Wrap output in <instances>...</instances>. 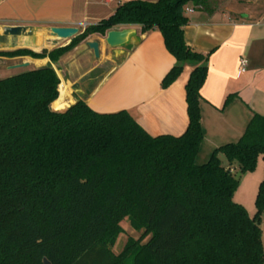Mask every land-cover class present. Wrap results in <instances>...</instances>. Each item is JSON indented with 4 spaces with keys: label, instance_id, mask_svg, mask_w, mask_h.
<instances>
[{
    "label": "trees",
    "instance_id": "16d2710c",
    "mask_svg": "<svg viewBox=\"0 0 264 264\" xmlns=\"http://www.w3.org/2000/svg\"><path fill=\"white\" fill-rule=\"evenodd\" d=\"M215 1L128 0L66 45L0 50L56 63L92 35L137 25L161 31L175 57L163 88L193 67L181 135H151L130 111L99 112L80 98L54 109L61 81L51 64L0 78V264H264V114L253 112L238 141L196 162L208 57L187 44L184 29L190 5L213 11ZM260 156L251 215L234 198L240 179L230 168L251 172ZM126 219L143 234L116 253Z\"/></svg>",
    "mask_w": 264,
    "mask_h": 264
},
{
    "label": "crops",
    "instance_id": "0c3cea01",
    "mask_svg": "<svg viewBox=\"0 0 264 264\" xmlns=\"http://www.w3.org/2000/svg\"><path fill=\"white\" fill-rule=\"evenodd\" d=\"M125 1L0 0V33L6 25L35 26L42 35L53 26H74L81 32L84 23L96 24ZM213 6V11L195 9L188 13L189 23L184 29L187 44L208 57L200 99L203 140L196 156L199 164L206 162L218 146L238 141L253 112L264 114V0H216ZM128 27L136 29V34L121 52H115L105 36L95 34L89 39L100 41V57L84 41L56 63L49 57L0 55V65L11 69L22 63H28V67L51 64L60 77V86L65 85L68 101L62 107L53 106L62 95L59 86V97L52 104L56 110L68 108L80 98L99 112L130 111L151 135H181L189 122L186 84L193 67L186 65L179 77L163 88L161 82L175 64L163 34L157 29L143 33L140 26ZM42 45L34 51L47 49L48 42ZM241 58L248 62L245 72L239 70ZM98 69L100 72L90 77ZM75 82L83 92L72 90ZM229 94L237 96L224 106ZM222 160L228 162L224 155ZM257 165L260 170L250 179L254 196L263 177V162ZM240 186L234 198L243 202L238 196Z\"/></svg>",
    "mask_w": 264,
    "mask_h": 264
},
{
    "label": "water",
    "instance_id": "95a60500",
    "mask_svg": "<svg viewBox=\"0 0 264 264\" xmlns=\"http://www.w3.org/2000/svg\"><path fill=\"white\" fill-rule=\"evenodd\" d=\"M50 35L54 37L55 42L71 41L72 38L80 33V29L74 26H53L48 28ZM136 34V29L128 27L123 29H114L105 36L106 43L114 49L115 52H121V48L128 44L133 35ZM44 39L42 37V30L31 25H6L0 33V48L18 49L28 48L37 50L42 48ZM86 45L92 50L96 57H100L101 44L96 39H87ZM28 63H22L18 66H27ZM74 92H83L80 83L75 82L72 85ZM44 264H52L50 260L44 258Z\"/></svg>",
    "mask_w": 264,
    "mask_h": 264
},
{
    "label": "rangeland",
    "instance_id": "374dc122",
    "mask_svg": "<svg viewBox=\"0 0 264 264\" xmlns=\"http://www.w3.org/2000/svg\"><path fill=\"white\" fill-rule=\"evenodd\" d=\"M42 36H45L44 41L48 42V46L46 47L48 50H52L53 48L60 46L59 44L67 43V41H62V40H60L58 43H56L54 37H52L50 35V32L48 31V29L44 30V35H42ZM7 57H9V56H7ZM14 62L15 61H10L11 64ZM31 68H33V67H31V66H29V67L28 66H20V67H16V68L6 69V66L3 64V65H0V78H4V77L10 76V75H13L15 73H18L20 71L28 70ZM99 72H100V69L93 72L90 77L96 76ZM261 162H263V159L260 156L258 159V164H261ZM258 168H260V166L258 167V165H257L253 171L241 174L238 170V166L236 165V172H237V175H238V177L240 179V183H241V186H240L241 191L238 193V196L240 198H242V201L244 203L241 201H238L236 199L235 200L238 202H241L248 209V211L251 215H254L255 211H256V208H255L256 196H254V194L252 192L251 188H252L253 183L250 185V182H251L250 179L252 178L251 176H256L257 172H259L260 169H258ZM247 174H250V175H247ZM247 176H250V177H247ZM244 178H247V179H244ZM260 219H261V226L263 228L262 240H263V245H264V213L261 214ZM122 226H123V232L120 234L115 245L113 246V250L116 253H119L122 251L124 245L127 243V241L129 239H131V238L141 239V235L143 234V231L133 229L132 226L129 224L127 219L122 222ZM148 238H149V235L146 236L143 239V241L145 242L146 240H148Z\"/></svg>",
    "mask_w": 264,
    "mask_h": 264
},
{
    "label": "built area",
    "instance_id": "2783aa9c",
    "mask_svg": "<svg viewBox=\"0 0 264 264\" xmlns=\"http://www.w3.org/2000/svg\"><path fill=\"white\" fill-rule=\"evenodd\" d=\"M105 1L106 3L110 2L111 0H103ZM194 11L193 7H188L187 8V13H192ZM88 26V23H84L83 24V28L85 29L86 27ZM248 65V62L245 58H241V61H240V66H239V70L240 72H245L246 71V67ZM231 171L234 170V168H230Z\"/></svg>",
    "mask_w": 264,
    "mask_h": 264
},
{
    "label": "bare ground",
    "instance_id": "6f19581e",
    "mask_svg": "<svg viewBox=\"0 0 264 264\" xmlns=\"http://www.w3.org/2000/svg\"><path fill=\"white\" fill-rule=\"evenodd\" d=\"M60 91H61L62 95H61V98L53 104V106L55 108H59V107H62L64 105L68 104V101L65 100V98H66V88H65L64 83L60 86Z\"/></svg>",
    "mask_w": 264,
    "mask_h": 264
}]
</instances>
